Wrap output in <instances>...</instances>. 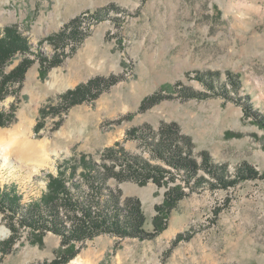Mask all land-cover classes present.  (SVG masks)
<instances>
[{"label":"rangeland","instance_id":"374dc122","mask_svg":"<svg viewBox=\"0 0 264 264\" xmlns=\"http://www.w3.org/2000/svg\"><path fill=\"white\" fill-rule=\"evenodd\" d=\"M6 27L31 51L0 71L1 81L30 62L0 92V191L20 208L0 202V264H264V0H0ZM78 88L83 101L69 105ZM173 125L190 144L179 143L182 156L198 164L192 178L141 139ZM28 145L35 154L21 156ZM119 151L169 172L161 186L107 180L121 206L139 203L151 236L76 241L22 223L67 162L118 172L128 164ZM204 153L224 183L207 174ZM171 188L185 196L157 212ZM68 215L75 226L80 214Z\"/></svg>","mask_w":264,"mask_h":264},{"label":"trees","instance_id":"16d2710c","mask_svg":"<svg viewBox=\"0 0 264 264\" xmlns=\"http://www.w3.org/2000/svg\"><path fill=\"white\" fill-rule=\"evenodd\" d=\"M63 34L60 33L59 35L62 36ZM30 49L28 41L21 37L14 28L6 27L2 30L0 29V71L15 53L30 52ZM38 55L49 65H52L56 60L55 57ZM29 63L23 61L10 75L2 74L3 79L0 81V92L2 87L7 83H19ZM228 79L232 87L237 88L231 74H229ZM202 81L205 80L202 79ZM237 83L239 84V82ZM94 84L95 82H92L88 87L95 90ZM80 90L81 88H78L70 93L69 98L66 95L69 105L81 102L82 99L77 101L74 99ZM245 108L248 112L251 110V107L247 104H245ZM1 125L3 124L0 123ZM174 126L162 127L157 134L150 136L151 138H148L146 134H142L141 139L153 149L156 148L158 154H161L159 157H162L166 164L172 166L177 171L184 170L188 173L186 177L192 178L198 171V164L190 158L182 156V149L179 146L190 144L179 134L178 129ZM118 154L122 160L125 159L124 161L128 163L127 165H120L121 169L118 172H114L113 166L108 167L104 165L103 169H100L90 160L83 158L78 162H67L66 165L69 168L66 170H69V173L66 172V175L61 172L57 177L50 178L47 192L39 201L28 205V210L24 215H20L22 216V223L29 227L50 229L61 233L64 237L71 235V238L76 241L90 239L103 233H111L119 237L143 238V236H151V234L147 235L143 229L144 218L139 203L132 199H125L121 206L120 192L112 191L111 189L108 192L105 190L108 186L107 180L114 178L118 182H122L133 178L140 182L151 180L157 186H161L164 184L163 179L165 174L169 172L160 167L152 166L145 161L129 157L126 153L119 151ZM202 157L203 167L207 174H213V176L218 178V182L224 183V179L227 178L225 170L213 166L207 154L204 153ZM78 168H81V172L78 180H74V176H76L74 172ZM217 168L220 169L218 174L216 173L218 172ZM183 196L185 195L182 191L173 188L169 189L165 194L164 206L156 208V211L159 213L168 211ZM16 197L18 196L13 192L0 191V202L6 200L9 209L13 212L20 209L18 207V198ZM1 203L2 205L5 204V202ZM73 211L80 214V216L77 215L75 226H73L74 222L68 215V213ZM66 224H70L69 228L72 225L73 229L69 230ZM157 232H159V229L154 230V235Z\"/></svg>","mask_w":264,"mask_h":264},{"label":"bare ground","instance_id":"6f19581e","mask_svg":"<svg viewBox=\"0 0 264 264\" xmlns=\"http://www.w3.org/2000/svg\"><path fill=\"white\" fill-rule=\"evenodd\" d=\"M19 152H20V155L23 156V157H25V156H31V155H34L35 154L36 149L32 145H28V146H26V148L23 151L21 149V151H19ZM0 158H2V160H3L4 163L7 161V157L5 155V152H0ZM1 233H2V236L5 234V232L2 231V232H0V236H1Z\"/></svg>","mask_w":264,"mask_h":264},{"label":"clouds","instance_id":"9594fccd","mask_svg":"<svg viewBox=\"0 0 264 264\" xmlns=\"http://www.w3.org/2000/svg\"><path fill=\"white\" fill-rule=\"evenodd\" d=\"M13 143H14V141L13 142H9L8 145H7V148H11ZM7 148L5 150H7Z\"/></svg>","mask_w":264,"mask_h":264}]
</instances>
